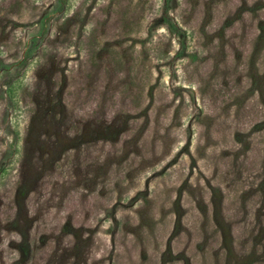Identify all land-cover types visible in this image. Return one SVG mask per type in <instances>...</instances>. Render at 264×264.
Returning a JSON list of instances; mask_svg holds the SVG:
<instances>
[{"label": "rangeland", "instance_id": "rangeland-1", "mask_svg": "<svg viewBox=\"0 0 264 264\" xmlns=\"http://www.w3.org/2000/svg\"><path fill=\"white\" fill-rule=\"evenodd\" d=\"M0 264H264V0H0Z\"/></svg>", "mask_w": 264, "mask_h": 264}]
</instances>
